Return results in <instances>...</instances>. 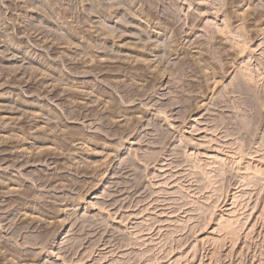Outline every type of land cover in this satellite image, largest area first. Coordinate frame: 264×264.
Wrapping results in <instances>:
<instances>
[{"label": "rangeland", "instance_id": "374dc122", "mask_svg": "<svg viewBox=\"0 0 264 264\" xmlns=\"http://www.w3.org/2000/svg\"><path fill=\"white\" fill-rule=\"evenodd\" d=\"M237 78L264 0H0V264H264Z\"/></svg>", "mask_w": 264, "mask_h": 264}, {"label": "bare ground", "instance_id": "6f19581e", "mask_svg": "<svg viewBox=\"0 0 264 264\" xmlns=\"http://www.w3.org/2000/svg\"><path fill=\"white\" fill-rule=\"evenodd\" d=\"M243 80V79H242ZM241 79L239 80L237 78V81L239 83V86H238V94H240L241 96L244 97V102H243V105H245L247 108H250L251 110H254L256 112L255 115H257L256 117V121L254 120V117L253 120L251 121V119H249L250 122H257L255 124H258V121H260V116H262L261 114V110H262V104H264L262 102V99L261 97H259L254 91L252 88H250L246 83L245 81L243 82ZM254 80V79H253ZM255 81V80H254ZM234 83V82H233ZM237 83V84H238ZM245 83V84H244ZM264 99V98H263ZM264 101V100H263ZM243 107V106H242ZM261 114V115H260ZM260 115V116H259ZM263 117V116H262ZM261 122V121H260ZM250 124H248L249 126ZM252 125V123H251ZM256 128V126H254ZM250 129V128H249ZM263 143V142H262ZM263 147V146H262ZM257 148V147H256ZM256 154V153H255Z\"/></svg>", "mask_w": 264, "mask_h": 264}]
</instances>
